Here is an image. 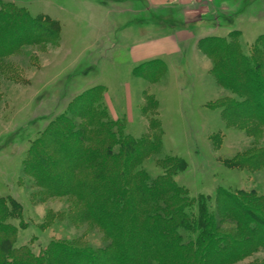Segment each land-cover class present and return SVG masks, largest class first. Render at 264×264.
I'll return each mask as SVG.
<instances>
[{"label": "trees", "instance_id": "16d2710c", "mask_svg": "<svg viewBox=\"0 0 264 264\" xmlns=\"http://www.w3.org/2000/svg\"><path fill=\"white\" fill-rule=\"evenodd\" d=\"M61 31L58 21L0 0V65L27 46L57 44ZM241 36L234 30L228 37H204L198 51L211 60L216 83L232 94L219 104L224 120L251 133L264 126V34L251 44H243ZM166 69L156 59L135 74L158 79ZM106 93V87L95 86L78 95L69 113L33 141L23 163L24 175L37 189L36 201L71 203L68 211L49 213L42 230L68 220L77 228L97 229L106 244L95 248L76 237L53 238L38 251L37 238L18 246L23 207L2 197L0 264H238L264 253V194L220 187L214 202L193 197L174 178L185 162L173 155L160 157L162 174L152 176L144 163L162 154L160 123L153 117L149 132L133 136L126 120L111 117ZM152 99L145 97V112L157 106ZM229 167L261 171L264 150ZM248 264H264V258Z\"/></svg>", "mask_w": 264, "mask_h": 264}, {"label": "rangeland", "instance_id": "374dc122", "mask_svg": "<svg viewBox=\"0 0 264 264\" xmlns=\"http://www.w3.org/2000/svg\"><path fill=\"white\" fill-rule=\"evenodd\" d=\"M6 1L27 8L34 17L48 16L62 26L57 44L27 46L0 65V198L13 197L22 204L23 227L18 228V246L32 238H37V251L53 238L83 237L95 248L106 244L97 229L88 225L77 228L68 220L42 230L49 213L68 211L71 203L65 198L36 201L33 194L37 189L23 173V163L33 141L52 121L69 113V105L78 95L95 86L106 87L105 101L111 117L126 120L128 132L133 136L149 132L153 117L160 123L164 133L162 154L144 163L152 176L162 174L159 158L173 155L185 162L174 178L193 197L205 195L214 202L220 187L255 189L264 194V169L250 172L229 167L249 152L264 150V126L250 133L246 127L232 126L224 120L219 104L232 94L216 83L208 57L199 53L196 63L187 57L178 59L173 63L175 66L170 69L167 66L160 78H149L148 74H135L138 66L133 65L129 54L115 48L118 34L109 31L108 23L116 16L110 18L107 8L118 2ZM247 3L254 7L257 16L263 14L264 0ZM150 14L146 21L155 23L159 19L157 13ZM231 19L221 16L223 26L213 35L228 37L230 31L241 27L240 41L251 44L264 34V21L253 24L249 23L250 18L234 23ZM146 96H152L157 104L147 112L143 110ZM15 224L19 225V221ZM256 258H264V253L238 264H248Z\"/></svg>", "mask_w": 264, "mask_h": 264}, {"label": "crops", "instance_id": "0c3cea01", "mask_svg": "<svg viewBox=\"0 0 264 264\" xmlns=\"http://www.w3.org/2000/svg\"><path fill=\"white\" fill-rule=\"evenodd\" d=\"M114 1L118 4L113 3L114 7L107 8V13L112 19L116 16L108 23L109 31L118 34V46L115 44V48L127 52L133 65L137 66L159 59L170 69V66H175V61L184 57L196 63L200 57L199 41L221 30V16L233 18L234 23L250 18L249 23L253 24L264 21L258 18L264 19V11L257 16L254 7L246 4L247 0H194L183 5H176L178 2L175 0ZM99 9L102 10V7ZM150 13H157L159 19L155 23L146 21L147 17L151 18ZM123 22L125 28L121 25ZM236 30L243 33L241 27ZM100 32L104 31L101 29ZM111 51L114 52V48Z\"/></svg>", "mask_w": 264, "mask_h": 264}, {"label": "built area", "instance_id": "2783aa9c", "mask_svg": "<svg viewBox=\"0 0 264 264\" xmlns=\"http://www.w3.org/2000/svg\"><path fill=\"white\" fill-rule=\"evenodd\" d=\"M176 2H179V3H185V2H188V1H192V0H175Z\"/></svg>", "mask_w": 264, "mask_h": 264}]
</instances>
